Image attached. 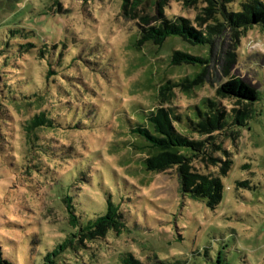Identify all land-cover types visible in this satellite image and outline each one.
<instances>
[{"label": "rangeland", "instance_id": "1", "mask_svg": "<svg viewBox=\"0 0 264 264\" xmlns=\"http://www.w3.org/2000/svg\"><path fill=\"white\" fill-rule=\"evenodd\" d=\"M160 1L0 0V83L23 82L18 97L0 93V249L10 263L39 264L72 233L61 203L70 196L82 222L104 216L110 202L122 227L66 252L65 264H264V30L238 40L227 30L209 50L182 39L139 45V27L156 23ZM185 1L166 0L162 14L193 21L206 6ZM175 51L210 63L171 65ZM198 73L197 83L176 86ZM230 77L258 101L245 126L214 137L227 153L215 156L231 163L211 210L180 191L173 170H144V143L131 128L159 104L188 112ZM40 113L54 126L27 136ZM28 137L43 143L31 148Z\"/></svg>", "mask_w": 264, "mask_h": 264}, {"label": "trees", "instance_id": "2", "mask_svg": "<svg viewBox=\"0 0 264 264\" xmlns=\"http://www.w3.org/2000/svg\"><path fill=\"white\" fill-rule=\"evenodd\" d=\"M233 1L204 0L203 3L206 6L201 8L193 21H190L189 18L182 16L167 18L162 14L166 7V0H161L157 8L159 17L154 19L156 23L150 26L145 19L144 26L139 27L138 44L151 43L160 46L167 39H182L193 46L209 50L227 30L237 40L253 26H260L264 30L262 0H244L240 4L239 11H230L228 6ZM122 2L125 7L129 0H122ZM185 2L189 6L194 0ZM233 58L234 55L230 54L227 62L234 61ZM170 63L171 65H191L203 68L204 71L206 68L204 65L210 63V56L203 57L175 51ZM29 67L28 61L21 66L25 71ZM201 76L202 73L196 74L195 80L186 77L176 86H190L197 83V79ZM22 84V79L21 81L13 79L8 84L2 82L0 93L3 91L7 98L18 97L21 94ZM171 86L170 81L163 85L161 96L164 94L163 91L169 90ZM233 99L235 100L233 105L236 107L230 108L223 103L225 100ZM257 101L258 93L255 89L238 78L230 77L216 89L215 98H202L188 112L185 110L176 112V107L164 106L166 103L157 105L145 115L140 125L131 128V134L144 143L141 148V151L145 153V158L142 160L144 170L153 174L173 170L177 176L180 191L184 195L201 201L208 209L214 210L222 200L221 177L226 176L231 163L230 160H222L215 156V154L227 153L222 147L216 145L213 141L214 137L228 128L238 129L245 126L248 120L253 118ZM53 126L54 119H49L44 113H40L29 119L24 129L28 136L34 129ZM28 139L31 148L33 145L36 147L37 143L39 145L43 143L35 138L28 137ZM197 162L205 168L216 167L219 173L201 172L194 166ZM61 203L68 215L67 224L72 229V233L53 250L46 252L39 264H65L62 259L66 252H76L80 250L84 241L92 242L101 239L108 231L118 232L122 227L118 208L110 202L107 203V213L104 216L85 223L77 216L70 196L63 197ZM0 264H12L3 258L1 249Z\"/></svg>", "mask_w": 264, "mask_h": 264}]
</instances>
